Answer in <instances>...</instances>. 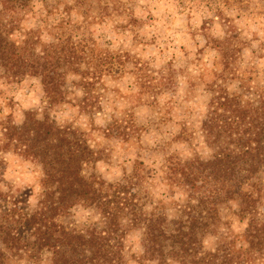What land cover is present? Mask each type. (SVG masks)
<instances>
[{
  "label": "trees",
  "instance_id": "1",
  "mask_svg": "<svg viewBox=\"0 0 264 264\" xmlns=\"http://www.w3.org/2000/svg\"><path fill=\"white\" fill-rule=\"evenodd\" d=\"M91 1L79 0L76 5L88 3L80 22L71 23L65 11L67 16L59 19L60 32L45 40L41 26L20 24L29 0H0L4 76H37L51 103L63 98L67 75L88 63L89 51H94L93 42L88 45L87 27L93 20L101 23L123 14L118 5L96 0L98 12L90 16ZM9 10L14 13L8 14ZM71 27L80 33L74 42ZM214 41L221 67L213 73L222 82L206 83L207 100L198 123V136L208 154L204 157L195 150L184 158L170 157L161 168L166 185L177 187L182 195L172 202L170 212L163 204L148 213L137 205L135 187L141 179L135 171L117 182L86 176L83 169L94 152L75 131L55 125L47 116L26 113L19 125L0 123V151L12 148L41 168L36 201L28 207L16 196L11 206L0 210V264H38L43 258L49 264H128L124 239L133 229L140 231L141 258L155 264L264 263V222L254 221L264 213V86L238 78L229 91L223 82L237 77L229 50L233 46L228 39ZM189 134L183 129L179 138L187 140ZM136 168L146 175L141 162ZM226 201L235 203L238 221H246L239 233L229 226L219 232L228 222L220 218L217 206ZM76 206L90 209L96 222L77 229L59 221ZM206 236H214L211 247L204 244Z\"/></svg>",
  "mask_w": 264,
  "mask_h": 264
},
{
  "label": "rangeland",
  "instance_id": "2",
  "mask_svg": "<svg viewBox=\"0 0 264 264\" xmlns=\"http://www.w3.org/2000/svg\"><path fill=\"white\" fill-rule=\"evenodd\" d=\"M99 2L116 4L123 14L106 17L101 23L93 20L87 27L91 33L88 45L93 42L94 51H89L88 63L69 72L66 92L58 102L49 101L39 77L11 79L0 68V123L19 125L26 113L47 116L55 125L75 131L94 152V159L84 166L86 176L117 182L135 171L141 179L135 187L137 205L148 213L157 212L163 204L170 212L172 202L182 195L177 187L166 185L161 168L170 157L184 158L195 150L204 157L208 154L198 136V123L207 100L206 83L222 82L213 73L221 67L214 40L228 39L233 46L229 50L237 77L223 82L229 91L235 89L238 78L251 86H264V0ZM77 4L79 0H29L19 21L41 26V36L49 40L60 32L59 19L67 16L65 11L71 23L80 22V12L88 3L79 8ZM66 6L75 9L66 10ZM97 7L98 2L92 0L90 16L97 14ZM1 8L0 3V12ZM69 33L73 42L79 38L73 27ZM183 129L191 132L187 140L179 138ZM139 162L147 169L146 175L136 168ZM40 177L38 163L12 148L1 150L0 210L11 206L16 196L30 207L36 201ZM146 191L149 196L144 195ZM217 207L220 218L228 222L219 232L227 226L234 233L245 228L246 221H238L234 213V202ZM97 219L81 206L72 208L69 216H59L60 222L77 229ZM254 221L264 222V213ZM213 242L214 236H206V247ZM124 250L128 264H155L141 258L144 248L138 229L126 233ZM38 264L49 263L43 258Z\"/></svg>",
  "mask_w": 264,
  "mask_h": 264
}]
</instances>
